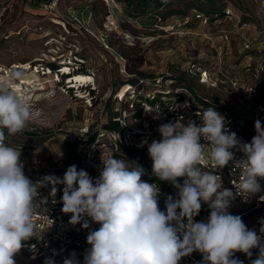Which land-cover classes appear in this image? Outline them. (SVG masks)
I'll return each mask as SVG.
<instances>
[{"label":"rangeland","instance_id":"obj_1","mask_svg":"<svg viewBox=\"0 0 264 264\" xmlns=\"http://www.w3.org/2000/svg\"><path fill=\"white\" fill-rule=\"evenodd\" d=\"M37 1L38 5L30 0H0V66L35 61L34 65L41 69L37 77L31 71L16 70L23 74L17 82H26L22 85L26 94L22 99L29 104L32 118L20 133L9 136L5 130V143L21 150L25 168L43 169L45 175L59 177L71 165L79 170L75 149L79 139L81 142L87 138L83 131L86 129L89 135L115 117L116 109L125 108V104L118 105L114 100L119 86L118 92L147 77L165 73L182 76L180 70L190 63L210 62L212 70L215 65L218 70L226 65L230 71H250L249 88L255 86L264 95V40L259 39L264 28V0H217L211 7L195 0H172L157 16L133 11L132 17H128L120 0H54L51 6L48 0ZM200 5L201 13L212 9L218 15L212 12L207 20L197 19L196 7ZM225 7H231L247 22L248 29L239 31L236 21L220 17ZM243 37H250V48L245 49ZM243 65L251 67L241 70ZM66 67L67 72L63 71ZM42 69L51 73L41 75ZM74 74L90 75L94 81L73 90L67 81ZM197 75L191 67L186 76L195 92L202 98H214L216 88L198 81ZM219 88L225 96L223 87ZM218 102L226 105L223 103L227 100ZM116 158H134L141 165L144 162L146 173H151L148 148L129 149ZM142 179L146 181L145 175ZM183 179L178 178L181 184ZM162 183L176 194L172 184ZM62 188L59 186L58 191ZM202 208L208 217V204H202ZM229 211L240 215L248 229L260 234L264 206L251 210L232 202ZM252 253L249 258L236 252L235 258L251 264L257 250Z\"/></svg>","mask_w":264,"mask_h":264},{"label":"clouds","instance_id":"obj_2","mask_svg":"<svg viewBox=\"0 0 264 264\" xmlns=\"http://www.w3.org/2000/svg\"><path fill=\"white\" fill-rule=\"evenodd\" d=\"M22 78L16 70L0 78V264H16L23 242L36 238V202H46L40 189L50 186L55 196L61 185V211L71 214L69 223L89 229L90 219L99 225L88 231L83 260L72 252L63 264H180L193 252L201 254L200 264H243L235 253L251 258L253 249L257 256L251 264H264V221L258 235L229 211L237 195L247 201L262 190L264 125L259 120L248 143L238 140L214 107L196 113L199 125L191 120L161 124V139L148 144L151 175L177 190L161 210L159 185L142 179L143 165L111 154L102 153L98 178L71 165L63 177L45 175L33 182L24 172L21 150L5 143V130L9 136L20 133L32 118L29 104L13 90ZM233 149L243 153L239 160ZM205 158L215 172L199 166ZM230 162L239 172V181L232 182L235 193L217 174ZM178 178H184L182 184ZM205 203L210 214L197 222ZM45 264L55 261L48 258Z\"/></svg>","mask_w":264,"mask_h":264},{"label":"built area","instance_id":"obj_3","mask_svg":"<svg viewBox=\"0 0 264 264\" xmlns=\"http://www.w3.org/2000/svg\"><path fill=\"white\" fill-rule=\"evenodd\" d=\"M52 4H55L54 0L47 5L51 6ZM224 14L226 18L229 17L237 22L239 31L248 29V23L240 19L231 7H225ZM195 17L201 19L202 15L196 13ZM204 19L207 20L206 17ZM259 35V39L264 40V28L260 30ZM224 38L228 39L227 35ZM242 40L245 42V49L250 48V37H243ZM197 77L198 81L220 91L218 81L211 78L208 71H200ZM222 83L228 85L229 92H226L225 84L222 87L224 94L230 97L231 102L229 106L221 108L219 113L226 117V126L236 133L238 140L241 143H248L256 134L255 122L259 120L264 125V99L255 97L253 89L248 85L240 89L235 79L224 77ZM199 100H203L200 95H193L170 76L157 75L149 80L140 79L135 84H129L123 95H119L118 92L115 95L116 104H125V108H118L115 111L117 114L113 118V122L116 124L115 128H96L90 133L94 136L92 140H89L88 134H86L87 130L83 131L87 138L81 142L79 139V145L76 148L81 169L87 171L93 179L98 178L103 167L100 156L102 153L106 154L110 151L116 143H123L128 149L142 150L148 148V144L152 140L161 139V134L157 130L161 124L177 122L186 125L190 120L198 125L201 124L202 121L196 113L202 112L204 108ZM185 102L188 107H184ZM211 104L218 106L216 103ZM145 140L148 143L142 147L139 146ZM201 142L206 143L203 140ZM233 152L237 160L243 156V153L237 149H233ZM199 166L205 171L215 172L207 158L202 160ZM24 172L33 182L45 176V173L39 170ZM217 174L222 178L223 187L232 189L235 193L236 190L232 182L239 181V172L235 171L234 164L230 162L223 169H218ZM260 183L262 188L260 193L247 201L237 195L232 202L245 205L251 210L263 207L264 180H261ZM44 188L40 189V198H46V202L44 200L36 202V238L33 237L23 242L24 246L14 257L16 264H45V260L48 258L54 260L55 264H63V260L72 252H75L77 258L82 261L83 253L89 247L86 243L88 231L98 228L99 225L91 222L90 219L89 229L83 228L79 223L70 224L71 214H64L61 211L62 194L46 196ZM160 193H162L161 190ZM159 207L164 210L165 203L159 202ZM195 220L199 222L197 217ZM201 260L200 254L193 252L190 256L182 258L180 264H200Z\"/></svg>","mask_w":264,"mask_h":264},{"label":"trees","instance_id":"obj_4","mask_svg":"<svg viewBox=\"0 0 264 264\" xmlns=\"http://www.w3.org/2000/svg\"><path fill=\"white\" fill-rule=\"evenodd\" d=\"M31 3L35 4V5H38L40 3V1H37V0H30ZM51 0H48L47 3H49ZM170 1L172 0H120V2L123 4V7L125 9V12H127V15L128 17H132V13L131 12H140L139 15L141 14H150V15H156V13H159V10L165 6L167 3H169ZM196 1H200L201 4H206V6L208 7H211V6H214L215 2L217 0H195ZM193 6V5H192ZM129 8H130V11H129ZM198 9L197 13L199 12V14L202 15L203 18L207 17H211V14L213 12L212 9H210L209 11H206L204 14L201 13L203 8L202 6H198L196 7ZM193 9V8H192ZM132 10V11H131ZM201 10V11H200ZM213 14L215 15H218L217 12H213ZM157 16V15H156ZM220 17H224L226 18L225 14H224V10H221L220 12ZM211 63L208 62V64H198V63H190L187 65V67L184 69V70H180V72L183 74L182 76H178V75H175V74H171V73H165L164 76H170L171 78H174L177 83H182L183 84V87L188 89L190 92H192L194 95H198L196 92H195V89L193 88L192 84L190 83V81L188 80V78L186 77L187 74L190 72V68L191 67H194L195 70L199 73L200 71L202 70H205V71H208L209 75L211 78H215L217 81H218V84L220 86H222L223 84H225L226 86V89H228V85L226 83H222L224 82V77H229V78H232V79H235L237 82H238V85L240 87V89H243L245 86L248 85V82L250 81V79H252L251 77L248 76V74H250V71H243V72H234V71H230L228 69V67L226 65L222 66L220 70H218V66L215 65V69L212 70V67L210 65ZM262 64H264V62H262ZM261 64V66H262ZM256 67V65H254ZM260 66V65H259ZM251 67L250 65H243L241 70H244L245 68H249ZM198 68V69H196ZM259 69V68H258ZM167 74H170V75H167ZM224 75V76H223ZM151 77H147L146 79L144 80H149ZM198 80V79H197ZM255 80V79H254ZM251 82V81H250ZM264 82V77H263V80H261V83ZM129 86L128 85H125V87L118 92V89L119 87L115 90V93H114V100H115V95H116V92H118V94L120 95V93L127 87ZM208 86V85H207ZM253 89V93H254V96L255 97H259L260 99H264V95H263V91L259 90V89H255V86L252 87ZM216 92V95L214 96V98H203V100H199L201 101V104L203 105V108L206 109L208 107H214L216 111H220L222 110L221 108H224V106H229L230 105V102H231V99L230 97H227L226 95L224 96L223 94H221V92L219 91V89H214ZM223 96V97H222ZM222 98L226 99L227 100V103H223V104H226V105H221L222 102H218L220 101ZM216 101L218 103H216ZM211 103H216V104H219L218 106H214L212 105ZM114 118V117H113ZM113 118L104 126V128H115L116 124L113 122ZM96 129V128H95ZM94 129V130H95ZM84 136H85V133H84ZM88 138L89 140H92L94 138V136L92 134H89L88 135ZM76 146V143L74 144V147ZM75 149V148H74ZM76 150V149H75ZM111 155H114L116 157V155H120L122 152H129V149L123 144V143H116V145L110 150ZM131 152V151H130ZM133 154V153H132ZM131 161H134V158L131 159ZM79 162V170L81 169V162L80 160H78ZM143 162V161H142ZM143 166H145V163L143 162ZM39 170V169H37ZM24 171H27V172H32V171H36V169L34 170H30L28 168H25L24 167ZM39 171H43V169H40ZM145 177H146V181L149 182V183H157L159 185V188L161 190L162 193H160V196H159V202H165L167 197L169 195L175 197L176 194L173 193L171 191V189H168L169 188V185H166V187L164 186V184L162 183V181H157L156 178L154 176L150 174H145ZM50 192V186L48 187H45L44 188V193L46 194V196H52L51 194H49ZM164 192V193H163ZM62 194V190L61 191H57L56 195L55 196H58ZM197 219H204V217H207L206 213L204 212V209L201 208V211L199 213L198 216H196Z\"/></svg>","mask_w":264,"mask_h":264},{"label":"bare ground","instance_id":"obj_5","mask_svg":"<svg viewBox=\"0 0 264 264\" xmlns=\"http://www.w3.org/2000/svg\"><path fill=\"white\" fill-rule=\"evenodd\" d=\"M71 57V56H69ZM34 62L35 61H30V62H27V63H24V64H13L12 66L10 67H4V66H0V76L3 78L5 76L8 75V73L11 71V70H17V69H21V70H24V71H27V72H30L34 75V76H38L40 75V72H41V69H39L38 66L34 65ZM63 63V61H62ZM66 63V62H65ZM72 66V65H71ZM70 66V67H71ZM35 67V68H34ZM49 69V68H48ZM43 70V74L41 75H49L51 72L48 70V71H45L44 69ZM63 71H68L67 67L63 69ZM57 74V73H56ZM54 76V75H53ZM51 78V77H50ZM59 80V75L57 76V78L55 79V82H57ZM47 81V80H46ZM54 81V80H53ZM94 79L92 76L90 75H84V74H74L73 77L70 76L69 80L67 81V83L70 84V87L71 89L73 88V90H75L74 88H77L79 89L82 85L88 83V82H93ZM96 82V81H95ZM26 85V82L25 81H21V82H15L14 84V91L16 92V94L23 98L24 96H26V94L23 93V87L22 85ZM59 85V84H58ZM94 87V86H93ZM83 88V87H82ZM128 89V86L120 93V95H123V93ZM65 93V92H64ZM81 94V93H80ZM83 94V93H82ZM78 96V95H77Z\"/></svg>","mask_w":264,"mask_h":264}]
</instances>
